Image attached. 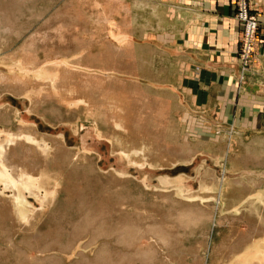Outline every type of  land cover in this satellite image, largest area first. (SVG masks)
Here are the masks:
<instances>
[{"label":"rangeland","instance_id":"obj_1","mask_svg":"<svg viewBox=\"0 0 264 264\" xmlns=\"http://www.w3.org/2000/svg\"><path fill=\"white\" fill-rule=\"evenodd\" d=\"M129 2L0 0V264H264L245 261L264 223L259 19L251 52L240 24L238 65L219 74L186 68L170 37L124 34L131 23L111 19ZM229 73L226 100L197 93L210 116H161L159 83ZM23 175L39 189L14 187ZM19 192L29 221L12 214Z\"/></svg>","mask_w":264,"mask_h":264},{"label":"crops","instance_id":"obj_2","mask_svg":"<svg viewBox=\"0 0 264 264\" xmlns=\"http://www.w3.org/2000/svg\"><path fill=\"white\" fill-rule=\"evenodd\" d=\"M233 1L132 0L133 5L131 2L128 5V15L124 13L122 17H115L111 20L113 22H130V29L125 30L126 32L130 31V35L124 33L127 36L154 37L161 40L164 37H170L173 39L172 42L175 43L174 48L176 54L174 53V55L178 59H183L186 56V68L189 69L190 67V69H193L195 62H197L198 65L199 63L203 64L204 70L214 69L218 70L220 74L224 68L230 66L236 67L238 65L236 49L240 23L232 15ZM250 2L252 7L258 10L261 33L255 58L250 67L251 75L248 77L256 85L264 87V0H250ZM135 32H138V34H135ZM184 46H186L185 49H183ZM170 48H173L172 43ZM183 51L186 52V55L179 57L181 53H184ZM202 52L204 55H200ZM200 56L203 58L199 59ZM214 80L210 81L205 77L193 76L186 83L182 81L159 83L162 86L156 89V91L168 95L164 102L160 104V109L162 110L161 116L178 118L172 115L175 109H181V118L182 116H194L195 111H201L202 114L199 115L201 117L210 116L209 112H211V109H204V106H196V101H200L201 99L199 94L197 97V93L203 90L204 94L209 97L213 96L219 100H226L229 97L227 94V86L236 83V81H232L233 76L231 73L227 74L224 78L216 76ZM243 84H246V78ZM216 86H219L218 90L215 88ZM242 93L244 94H241V96L246 101L244 106L250 108L251 99L245 95L254 96V93L246 94L245 90H242ZM232 95H235V93L233 92ZM210 100L209 98L205 99V101ZM261 107L256 110L253 116H258V113L263 110L264 106ZM219 112L223 113L224 111L222 109L218 111V114L221 115ZM177 123H179L178 119ZM118 125L123 126V123L120 122ZM173 153L175 154V152ZM200 183L201 188L203 186L214 187V184L211 186L205 184L206 182L204 180H200ZM189 214L191 216V213ZM256 230H259L260 239L253 241L251 249L246 250V252H253L250 254L253 257H257L255 259H246L245 261L248 262L260 261L264 257V223Z\"/></svg>","mask_w":264,"mask_h":264},{"label":"bare ground","instance_id":"obj_3","mask_svg":"<svg viewBox=\"0 0 264 264\" xmlns=\"http://www.w3.org/2000/svg\"><path fill=\"white\" fill-rule=\"evenodd\" d=\"M22 1V0H21ZM20 2V1H19ZM23 3V2H22ZM15 4V3H14ZM13 4V5H14ZM11 6V7H14L15 8V6ZM32 6V5H31ZM17 8H18V6H16ZM16 9V8H15ZM17 10V9H16ZM27 10V9H26ZM19 11V10H18ZM21 11V10H20ZM12 12V11H11ZM10 12V13H11ZM13 13V12H12ZM30 15V14H29ZM20 16H21V14H20ZM31 16V15H30ZM7 171V170H6ZM19 183H17V184H13V186L14 187H18V185H20V184H22L24 187H29V188H32V190H38L39 188H37L36 189V187H34V183H33V181H32V178H30V177H26V175H23V176H21V178H20V180L18 181ZM18 189V188H17ZM17 192H18V190H17ZM21 192H19V193H17V197L15 198V200L13 201V205L11 206V208H12V214L14 215V217L15 218H17L18 220L20 219V220H28L29 221V219L31 218V215L29 214V211H30V208L29 207H27V205H25V204H23V201H22V199H21ZM200 212V211H199ZM183 213V212H182ZM201 213V212H200ZM204 213V212H203ZM202 213V214H203ZM186 214V213H185ZM185 214H184V216L183 217H185ZM188 214V213H187ZM187 214H186V216H187ZM189 215V214H188ZM191 216H193V219L194 218H199L198 216H200V214L197 216V214H191ZM203 216H205L204 214H203ZM202 216V217H203ZM88 217V216H87ZM188 217V216H187ZM201 217V218H202ZM189 218V217H188ZM87 219V218H86ZM91 219V218H90ZM181 219V218H180ZM200 219V218H199ZM184 220V219H183ZM182 220V221H183ZM187 220V219H186ZM90 221V220H89ZM91 221H92V219H91ZM94 221V220H93ZM93 221H92V223H93ZM199 221V220H198ZM124 222V221H123ZM91 223V224H92ZM125 223H127V222H125ZM183 223H187V222H183ZM193 223V222H192ZM129 224V223H128ZM122 225H124V224H122ZM91 226V225H90ZM97 226H99V225H97ZM124 226H127L125 229H123L122 231H121V233H124V236H126L125 235V233H131L132 232V229H133V227H135V226H132V224H131V227L130 226H128L127 224H125ZM161 226V225H160ZM187 226H189V225H187ZM121 227V226H120ZM153 227L154 226H152L151 228L149 227L148 229V232H151L152 230H153ZM157 227H158V225H157ZM156 226H155V228H157ZM137 228V227H136ZM159 228L160 227H158V229H156V231L157 230H159ZM163 228V227H162ZM151 229V230H150ZM161 229V228H160ZM134 230H136V229H134ZM137 230H139V227H138V229ZM163 230V229H162ZM161 230V231H162ZM155 231V233H154V235L155 236H158V237H162L161 235H162V233L159 235V233H157ZM120 232V231H119ZM134 232H136V231H134ZM139 232H141V231H139ZM154 232V231H153ZM153 232H151V233H153ZM138 233V232H137ZM136 233V234H137ZM100 234V233H99ZM136 234H133L134 236H136ZM141 234V233H140ZM165 235H166V231H165V233H164ZM167 234H169V232L167 233ZM173 234V233H172ZM102 235V234H101ZM121 235H123V234H121ZM142 235V234H141ZM99 236V235H98ZM123 236V237H124ZM131 235L130 234H127V238H125L126 240L127 239H130L131 237H130ZM140 236V235H139ZM128 237H130V238H128ZM164 238H166V236H164ZM122 240V239H121ZM136 240V239H135ZM162 240H164L163 238H162ZM164 241H166V240H164ZM163 241V242H164ZM90 242V241H89ZM123 242V241H122ZM126 243H128V242H126ZM131 243V242H130ZM134 243V242H133ZM165 243V242H164ZM166 243H168V242H166ZM129 245V244H128ZM144 247V246H143ZM41 249V248H40ZM149 251H142L141 249L137 252V253H134L135 255H137V256H139V257H141L142 259H150L151 258V256H152V254L150 255V253H152L151 251H150V249H148ZM103 251V250H102ZM153 251V250H152ZM114 252V251H113ZM153 253H156V252H154L153 251ZM99 255H100V253H98ZM157 254V253H156ZM85 257V256H84ZM102 257H104V256H102ZM126 257H128V256H126ZM86 258V257H85ZM152 258H153V256H152ZM53 259V258H52ZM104 259V258H103ZM109 260V259H108ZM150 261V260H149ZM52 262V261H51ZM98 263V262H97ZM116 263V262H115Z\"/></svg>","mask_w":264,"mask_h":264},{"label":"built area","instance_id":"obj_4","mask_svg":"<svg viewBox=\"0 0 264 264\" xmlns=\"http://www.w3.org/2000/svg\"><path fill=\"white\" fill-rule=\"evenodd\" d=\"M237 20L241 24L243 34L242 57H247L252 50V38L258 28V18L254 12L248 8L246 0H235Z\"/></svg>","mask_w":264,"mask_h":264}]
</instances>
